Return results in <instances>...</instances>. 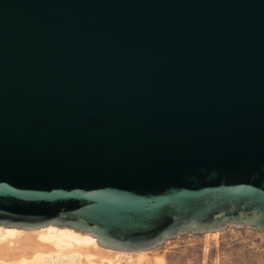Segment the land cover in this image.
I'll use <instances>...</instances> for the list:
<instances>
[{
  "label": "water",
  "instance_id": "water-1",
  "mask_svg": "<svg viewBox=\"0 0 264 264\" xmlns=\"http://www.w3.org/2000/svg\"><path fill=\"white\" fill-rule=\"evenodd\" d=\"M0 225L264 230V0H0Z\"/></svg>",
  "mask_w": 264,
  "mask_h": 264
},
{
  "label": "rangeland",
  "instance_id": "rangeland-1",
  "mask_svg": "<svg viewBox=\"0 0 264 264\" xmlns=\"http://www.w3.org/2000/svg\"><path fill=\"white\" fill-rule=\"evenodd\" d=\"M32 231L24 230L15 238L0 231V264H264V230L246 226L229 225L214 233H185L147 251L133 253H96L91 248L84 250L85 253L68 252L69 246L58 247L57 240L51 238L48 239L51 248L31 260L28 258L31 253L18 248V243L24 237L37 241V234ZM8 247L18 250L4 253L3 248Z\"/></svg>",
  "mask_w": 264,
  "mask_h": 264
},
{
  "label": "bare ground",
  "instance_id": "bare-ground-1",
  "mask_svg": "<svg viewBox=\"0 0 264 264\" xmlns=\"http://www.w3.org/2000/svg\"><path fill=\"white\" fill-rule=\"evenodd\" d=\"M24 230H33L32 232L37 234L36 235L37 241L32 240V238H30V237H24L22 239L21 243H18V245H19L18 248L20 247V249L22 251L31 253V255L28 256V258H30L31 260L35 259L34 257H36V256L38 257V256L42 255V253L46 249L48 250L51 248L50 247V241L48 240L51 238H55L57 240L56 245L58 247H62V245L63 246H69L70 248L67 249L68 252H70V251L84 252V250H88L89 248H91L93 250L95 249L94 251L96 253H102V251L113 252V253H123L124 252L122 250H115V249L102 247L101 245L98 244L96 238L93 237L92 235H90V233L74 231L73 229L68 228V227L59 228L55 225H47V226L36 228V229H22V228H15V227H5V226L0 225V231L5 236L11 237V238H15V236L17 234H19L20 232H23ZM214 232H217V231H213V233ZM24 235H26V234H24ZM18 238H19V236H18ZM11 242H12V244L15 243L14 240H12ZM71 243H73L74 245H72ZM18 248H9L8 247V248H3L2 251L4 253H6L7 251H11V250L17 251ZM142 251H147V250H142ZM46 252H48V251H46ZM125 252L133 253V252H141V251H125ZM20 257H22V256H20Z\"/></svg>",
  "mask_w": 264,
  "mask_h": 264
}]
</instances>
